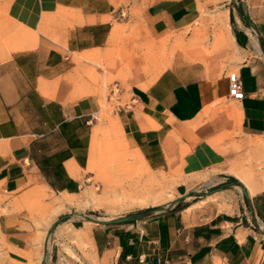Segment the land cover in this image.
<instances>
[{
    "label": "crops",
    "instance_id": "0c3cea01",
    "mask_svg": "<svg viewBox=\"0 0 264 264\" xmlns=\"http://www.w3.org/2000/svg\"><path fill=\"white\" fill-rule=\"evenodd\" d=\"M109 75L137 160L178 173L177 201L209 191L152 234L88 227L92 264H133L142 240L162 264H264V0H0V264L51 260L46 230L85 186Z\"/></svg>",
    "mask_w": 264,
    "mask_h": 264
},
{
    "label": "rangeland",
    "instance_id": "374dc122",
    "mask_svg": "<svg viewBox=\"0 0 264 264\" xmlns=\"http://www.w3.org/2000/svg\"><path fill=\"white\" fill-rule=\"evenodd\" d=\"M112 79L113 76L109 75L105 80L107 87L101 93L100 112L95 119L97 123L95 133L100 148L96 163L99 167L94 170L87 168V180L79 195L68 198L66 204L61 202L58 207L59 212L53 208L55 217L46 230L50 229V234L44 239L49 245L48 253L51 255L48 264H92L93 257L88 250L90 240L85 237L88 227L109 226L110 229L116 230L131 228L139 236L137 232L140 228H147L150 233L155 232L157 218L161 220L166 218L168 211L183 209L190 200H200L209 191L207 185L200 184L191 187L192 190L196 188V192H191L192 195L196 194V197L186 198L187 193L183 200L177 201L175 196L179 182L178 173L172 170L152 171L148 165L137 160L123 138L121 126L115 119L117 107L123 101L119 102L121 90L115 93L111 91L116 89L114 82L111 83ZM180 180L186 182L185 179ZM227 182L241 189V184L236 179L231 180L229 177ZM183 185L186 187L188 184L186 182ZM77 213H83L88 217H81ZM139 213L146 214L131 220L133 224L127 221L104 225L89 219H115L127 215L137 216ZM65 214H69L67 218L56 222ZM135 245L137 252H148L147 264H153L154 259L162 260L161 251L154 246V243H145L142 240ZM77 251L85 260L77 256ZM138 257L139 255L131 259L133 264H141Z\"/></svg>",
    "mask_w": 264,
    "mask_h": 264
},
{
    "label": "built area",
    "instance_id": "2783aa9c",
    "mask_svg": "<svg viewBox=\"0 0 264 264\" xmlns=\"http://www.w3.org/2000/svg\"><path fill=\"white\" fill-rule=\"evenodd\" d=\"M116 87L115 90H111L113 93L119 91V88L117 85H114ZM228 94L229 97L235 100H240L243 98L244 96V92H243V88H242V81L240 79V77H233L230 82H229V87H228ZM93 117L97 118L96 115H94ZM146 254H141L138 257V261L141 264H147L146 263ZM153 264H162L159 260H157L156 262H153Z\"/></svg>",
    "mask_w": 264,
    "mask_h": 264
},
{
    "label": "water",
    "instance_id": "95a60500",
    "mask_svg": "<svg viewBox=\"0 0 264 264\" xmlns=\"http://www.w3.org/2000/svg\"><path fill=\"white\" fill-rule=\"evenodd\" d=\"M232 1H234V0H232ZM240 186H241V192H242L243 196H245L246 198H248V194H247V191L245 190V187H244L242 184H241ZM187 195H188V194H187ZM77 214H78L79 216H81V217H84V218L88 217V216H86V215L83 214V213H77ZM144 214H146V213H139L137 216H135V215H127V216H123V217L115 218V219H98V218H89V219L92 220L93 222H96V223L110 224V223H117V222H127V221H131V220H134L135 218H141V217H143ZM68 215H69V214H65V215L59 217V218L57 219L56 222L61 221V220L65 219V218H67ZM56 222H55V223H56ZM55 223H54V224H55ZM54 224H53V225H54ZM51 227H52V226H51ZM261 231L264 232V230H261ZM49 234H50V229L47 231L46 236L48 237ZM156 261H157V259H154V262H156Z\"/></svg>",
    "mask_w": 264,
    "mask_h": 264
},
{
    "label": "bare ground",
    "instance_id": "6f19581e",
    "mask_svg": "<svg viewBox=\"0 0 264 264\" xmlns=\"http://www.w3.org/2000/svg\"><path fill=\"white\" fill-rule=\"evenodd\" d=\"M161 70H162V68L157 67V69L154 71V73L151 74V76H150V78H149V82H150L153 78H155V77L160 73ZM145 85H146V84H143V87H144ZM144 122H145V121H144ZM142 124H144V123H142ZM145 124H146V123H145ZM146 125H147V124H146ZM146 125H145V126H146ZM148 127H149V126H148ZM99 149H100V148H99V143H98V141H97L96 133H94V135H93V139H92V143H91V146H90V160H89V163H88V168H89V169L94 170V169H96L97 167H99L98 164L96 163V156L98 155ZM138 153H139V156H140V159L142 160V162L145 163V164L147 165V163H146L144 157L141 155L140 152H138Z\"/></svg>",
    "mask_w": 264,
    "mask_h": 264
},
{
    "label": "trees",
    "instance_id": "16d2710c",
    "mask_svg": "<svg viewBox=\"0 0 264 264\" xmlns=\"http://www.w3.org/2000/svg\"><path fill=\"white\" fill-rule=\"evenodd\" d=\"M230 179H231V180H234L233 177H230ZM128 223H133V221H129ZM121 246H122V252H121V254H120L119 263H120L121 260L124 259V257H126V255H124V254H125L124 251H125V248H126V244H121ZM131 247H132V246H130V248H131ZM123 253H124V254H123ZM130 254H132V253L130 252Z\"/></svg>",
    "mask_w": 264,
    "mask_h": 264
}]
</instances>
